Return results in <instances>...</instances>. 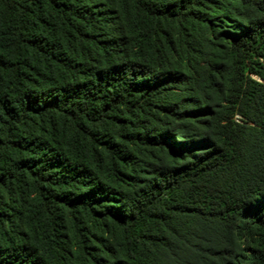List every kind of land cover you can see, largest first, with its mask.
<instances>
[{
	"label": "trees",
	"instance_id": "obj_1",
	"mask_svg": "<svg viewBox=\"0 0 264 264\" xmlns=\"http://www.w3.org/2000/svg\"><path fill=\"white\" fill-rule=\"evenodd\" d=\"M0 264H264V0H0Z\"/></svg>",
	"mask_w": 264,
	"mask_h": 264
}]
</instances>
